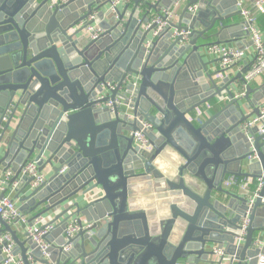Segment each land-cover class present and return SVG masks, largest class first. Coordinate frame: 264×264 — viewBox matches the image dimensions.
I'll list each match as a JSON object with an SVG mask.
<instances>
[{"label": "water", "instance_id": "obj_1", "mask_svg": "<svg viewBox=\"0 0 264 264\" xmlns=\"http://www.w3.org/2000/svg\"><path fill=\"white\" fill-rule=\"evenodd\" d=\"M111 1L0 0V167L12 171L11 183L30 161L40 174L49 170L36 188L21 177L14 199L23 215L33 214L29 222L43 216L54 225L45 242L57 236L45 258L0 219L13 255L22 264H256L264 254L253 247L254 233L264 231V217L256 220L264 216V134L242 126L260 117L264 90L244 84L249 67L216 80L204 61L212 44L251 46L235 2L185 0L152 39L153 17L165 20L161 11L180 0H129L114 11ZM92 25L102 31L95 40L85 33ZM108 82L117 84L109 95ZM118 96L121 105L110 111ZM214 101L200 125L188 120ZM140 130L149 152L130 137ZM227 176L262 180L252 206L224 190ZM151 180L170 197L162 218L135 201L133 186ZM245 215V242L236 246ZM73 218L91 227L65 239Z\"/></svg>", "mask_w": 264, "mask_h": 264}, {"label": "built area", "instance_id": "obj_2", "mask_svg": "<svg viewBox=\"0 0 264 264\" xmlns=\"http://www.w3.org/2000/svg\"><path fill=\"white\" fill-rule=\"evenodd\" d=\"M235 2V7L239 11V15L241 20H243L247 25V31L249 34V41L251 43L250 49L253 55V61L248 68L246 74L243 75L244 84H249L253 82L255 79L260 78L264 75V31L258 26V18L264 15V0H232ZM65 2V0H62ZM129 0H112L110 4V10L114 11L116 8L127 4ZM197 10V5H192L189 8V12L194 14ZM161 16L165 18L162 20L159 17H153L151 23L156 24L157 28L155 31L151 33V38H155L157 33L165 27L167 21H171L176 18L175 11L173 9L161 11ZM92 17L91 19H93ZM150 23V24H151ZM86 35L90 40L97 39L102 31L92 25L86 28ZM178 35H183L184 38L187 37V33L183 32H174L173 36L176 37ZM151 44V41H147L144 45V48L147 49ZM206 54L213 56L217 59L218 62V70L214 75L215 79H223L224 77H229V73L234 67H238L245 58L244 50H237L235 47L226 45V44H212L207 47ZM136 84H134L135 86ZM116 84L107 83L105 86L106 91L114 90L116 88ZM122 101V97L118 96L115 98V101L108 102L106 107L109 109H113V106H120ZM211 106L209 104H205L200 108L194 110V112L188 117V120L195 125H200L203 120L210 116ZM260 117H253L248 122L244 123L242 126L243 130H247L248 128L257 127L256 136H261L264 134V123L261 122V118L264 116V107L259 108ZM150 125L144 123L143 129H150ZM130 137L133 140L135 146L142 151L149 152L151 150V146L149 145L148 139L143 133V130L130 133ZM264 143V138L262 139ZM250 155L248 156L249 162L257 161L256 153L250 149ZM14 174L11 170L6 169L3 170V173L0 175V219L10 226H16L21 231L27 234L28 238L39 248L43 257H47L46 251L53 247L52 244H49L44 241V238L53 230L54 225H46L45 217L38 216L29 222L30 218H26L19 211V206L15 199L7 196V192L14 191L19 182L20 178L26 176L27 178H33L31 182V187L36 188L43 183L46 182V179L38 172V168L35 162L30 161L22 167L19 181L11 183V179ZM253 179L246 178H236L234 176H227L223 181V188L226 191H229L233 194L240 195L248 198L247 206L250 207L253 205L255 200L258 198V194L262 189L263 183L262 180L257 179L255 181V189L251 191L249 186ZM261 204L264 206V197L261 198ZM249 225L248 215H245L240 219L239 222V230L237 231V236L235 237L236 246L242 245L245 242V237L247 234V228ZM91 227V224H87L85 222L79 223L76 218H73L68 221L66 228L63 232V236L65 239L72 238L80 231H84ZM16 229V231H19ZM14 242L11 239L9 233H3V227L0 223V248L1 255L3 257V262L1 264H22L19 257L13 255L14 250ZM253 247L262 251L264 249V240L261 241L257 239L253 243ZM70 246H66L64 251L69 250ZM214 255L216 258H220L223 256L222 250L215 249ZM257 264H264V255L260 254L258 256Z\"/></svg>", "mask_w": 264, "mask_h": 264}, {"label": "crops", "instance_id": "obj_3", "mask_svg": "<svg viewBox=\"0 0 264 264\" xmlns=\"http://www.w3.org/2000/svg\"><path fill=\"white\" fill-rule=\"evenodd\" d=\"M174 6L172 7L173 10H181L183 8V6H185L187 4V2L185 0H180L179 2H174L173 3ZM178 10V12H179ZM177 18H174L173 20L175 21ZM232 20V21H236ZM249 41V39H247ZM198 43H201V41H199ZM224 44V43H223ZM229 46L234 47L233 44H226ZM245 51V58L244 61L238 66V67H234L232 68V70L229 73V78L232 79L234 78L238 73H240L242 70H244L246 67H249L253 61V55L251 52L250 47H247L244 49ZM205 62L210 63V65L208 66V70H210L211 72H213L214 74L217 72L218 70V62L217 59H215L213 56L206 54V57L204 59ZM217 80V79H216ZM219 80V79H218ZM250 86V88L253 91H263L264 90V75H262L260 78L255 79L253 82L247 84ZM242 87V86H241ZM209 105L211 106V111L210 112H215L216 111V102H211L209 103ZM260 107H264V98L263 100L259 103V108ZM250 111H247L246 113H248ZM157 165L161 170H165L166 168H168L167 164L164 161H160L158 160ZM243 172H247L246 170V165H243ZM3 173V169L0 167V175ZM51 175V173L49 172V170L45 171L42 173V176L47 180L49 178V176ZM132 190H134L136 192V202L139 205V208L146 211H155L157 212L156 215H158L159 218H162L163 216H165V210H167L168 212V206L166 205V202L168 200H170V197L166 195H164L165 193L162 192V190H164V183L160 182V181H144V182H138L137 184H135V186H133ZM15 190L10 192H7V196L11 197L12 199L15 198ZM23 196V195H22ZM166 196V197H164ZM134 199V198H133ZM17 205L20 206V203L16 200ZM262 213V211L260 212ZM26 218H30L33 214L31 212H26L25 214ZM263 215L259 214L256 218V220H263ZM12 230H19L18 227L16 226H12L11 228ZM22 229H20L17 232L18 237L22 238L24 231H21ZM3 233H8L6 231H3ZM255 238L260 239L261 241L264 240V231L259 230L256 231L254 233ZM57 240V236L52 237V240L50 242V244L54 245L55 242ZM227 264V263H225Z\"/></svg>", "mask_w": 264, "mask_h": 264}, {"label": "trees", "instance_id": "obj_4", "mask_svg": "<svg viewBox=\"0 0 264 264\" xmlns=\"http://www.w3.org/2000/svg\"><path fill=\"white\" fill-rule=\"evenodd\" d=\"M258 26H259V28L261 29V31H264V15H262V16H260L259 18H258ZM239 179V178H238ZM255 181L254 180H252V182H251V184H250V186H249V189L251 190V191H253L254 189H255Z\"/></svg>", "mask_w": 264, "mask_h": 264}, {"label": "flooded vegetation", "instance_id": "obj_5", "mask_svg": "<svg viewBox=\"0 0 264 264\" xmlns=\"http://www.w3.org/2000/svg\"><path fill=\"white\" fill-rule=\"evenodd\" d=\"M66 1V0H65ZM108 83H110V84H115L114 82H108ZM107 84V83H106ZM106 84H105V86H106ZM117 85V84H116ZM105 86H103L104 87V89H105ZM115 90V89H114ZM111 91H113V90H110V91H106V89H105V92L109 95V92H111ZM123 94H125V92L123 93ZM114 107H117L116 105L115 106H113V109H114ZM113 109H110V111H113ZM212 109V108H211ZM210 114H212V112H210ZM237 178V177H236ZM167 210H165V214L167 215ZM165 215V216H166ZM260 255V254H259ZM258 255V256H259ZM264 255V254H263ZM258 256L256 257L257 258V262H258ZM257 264V263H256Z\"/></svg>", "mask_w": 264, "mask_h": 264}]
</instances>
